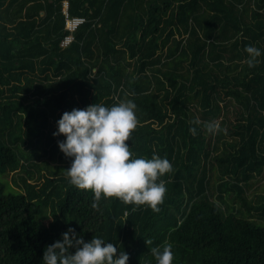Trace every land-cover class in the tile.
<instances>
[{
    "label": "trees",
    "instance_id": "obj_1",
    "mask_svg": "<svg viewBox=\"0 0 264 264\" xmlns=\"http://www.w3.org/2000/svg\"><path fill=\"white\" fill-rule=\"evenodd\" d=\"M65 1L86 18L68 46ZM248 44L264 49V0H0V264H44L70 226L129 264H156L165 241L173 264H264V225L240 216H264L247 190L264 173V53L249 67ZM121 99L137 104L134 155L173 164L159 211L116 196L93 207L66 175L63 112Z\"/></svg>",
    "mask_w": 264,
    "mask_h": 264
},
{
    "label": "clouds",
    "instance_id": "obj_2",
    "mask_svg": "<svg viewBox=\"0 0 264 264\" xmlns=\"http://www.w3.org/2000/svg\"><path fill=\"white\" fill-rule=\"evenodd\" d=\"M247 64L255 67L264 49L248 44ZM137 104L133 99H121L111 105L92 102L85 107L65 110L58 119L53 135L64 134L58 140L60 149L71 158L66 167L70 182L78 188L94 193L93 207L99 206L102 197L116 196L125 203L146 205L159 211L167 192L163 179H158L173 168L170 159L153 152L151 157L134 155L128 143L137 126ZM194 118L190 131L195 135ZM209 131L221 127L219 121H207ZM227 131L226 128L223 129ZM148 244L151 241L147 239ZM156 264H173V245L165 241L150 248ZM130 253L114 240L94 235L85 239L75 227L62 233V239L48 243L43 253L44 264H129ZM147 264H151L148 261Z\"/></svg>",
    "mask_w": 264,
    "mask_h": 264
},
{
    "label": "rangeland",
    "instance_id": "obj_3",
    "mask_svg": "<svg viewBox=\"0 0 264 264\" xmlns=\"http://www.w3.org/2000/svg\"><path fill=\"white\" fill-rule=\"evenodd\" d=\"M68 30V29H67ZM68 34H66L65 36H67ZM64 36V37H65ZM66 163L64 161L61 160H53L50 161V165L53 169H55L56 172L61 173L63 169H61V164ZM60 165V166H58ZM64 165V164H63ZM34 172V171H33ZM38 172H34V177H37ZM14 176H17L16 173L10 171L6 174L3 175V178L5 180H7V182L9 183V185L14 186L17 188V185L14 184ZM17 182H19V180L17 179ZM248 190V197L252 200V202L254 204H257L258 202L261 201V196L264 195V173L260 176H257L250 184V186L247 188ZM235 207H239L238 204L234 203ZM240 216L245 217V218H250L254 221H256V223L264 225V216L260 217L259 212H257L256 210H252L251 214L249 215L248 212H245L244 214H241ZM250 216V217H249Z\"/></svg>",
    "mask_w": 264,
    "mask_h": 264
},
{
    "label": "built area",
    "instance_id": "obj_4",
    "mask_svg": "<svg viewBox=\"0 0 264 264\" xmlns=\"http://www.w3.org/2000/svg\"><path fill=\"white\" fill-rule=\"evenodd\" d=\"M69 2H64V9L63 12L65 14V27L70 32L67 36H65L61 42L62 46H68L74 40V32L76 31L77 27L82 24L86 18L84 16H71L68 11Z\"/></svg>",
    "mask_w": 264,
    "mask_h": 264
}]
</instances>
